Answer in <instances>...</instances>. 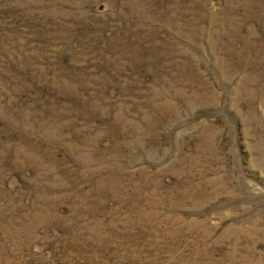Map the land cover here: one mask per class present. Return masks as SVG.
Here are the masks:
<instances>
[{
  "label": "rangeland",
  "instance_id": "rangeland-1",
  "mask_svg": "<svg viewBox=\"0 0 264 264\" xmlns=\"http://www.w3.org/2000/svg\"><path fill=\"white\" fill-rule=\"evenodd\" d=\"M0 264H264V0H0Z\"/></svg>",
  "mask_w": 264,
  "mask_h": 264
}]
</instances>
